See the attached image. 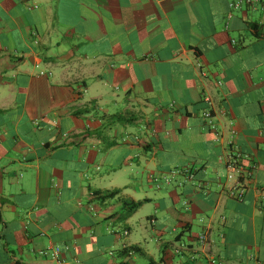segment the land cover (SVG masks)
I'll return each mask as SVG.
<instances>
[{"label": "crops", "instance_id": "crops-1", "mask_svg": "<svg viewBox=\"0 0 264 264\" xmlns=\"http://www.w3.org/2000/svg\"><path fill=\"white\" fill-rule=\"evenodd\" d=\"M0 264H264V0H0Z\"/></svg>", "mask_w": 264, "mask_h": 264}, {"label": "built area", "instance_id": "built-area-1", "mask_svg": "<svg viewBox=\"0 0 264 264\" xmlns=\"http://www.w3.org/2000/svg\"><path fill=\"white\" fill-rule=\"evenodd\" d=\"M247 2L250 3L251 1H247ZM233 6H235V5H233ZM205 116H206V118H210L209 114H206ZM64 137H66V135H64ZM178 172L179 171H173V172H171V176L177 175ZM151 178H152L153 182H155V184L157 183L156 184V187L159 188L160 187L159 179L157 177H153V176ZM229 178H232V177L229 176ZM164 183L167 184V185H169L171 183V177H165L164 178ZM230 196L233 197V198H235V199H237V200H241L243 198V196H244V191L243 190H235V189H232L230 191ZM200 240H201V242H205V240H206L205 235H202L200 237ZM48 251H51V256L53 257V259H57L58 256H59V254H60V249L57 248V247H55V248H52L51 247L50 249H48L46 251H42L41 254L42 255H46L48 253Z\"/></svg>", "mask_w": 264, "mask_h": 264}, {"label": "trees", "instance_id": "trees-1", "mask_svg": "<svg viewBox=\"0 0 264 264\" xmlns=\"http://www.w3.org/2000/svg\"><path fill=\"white\" fill-rule=\"evenodd\" d=\"M120 193V191H106L104 193L102 192H96L95 194L97 195V197H101V199L103 200H108V199H112L113 197L117 196ZM130 208H137L138 207V203H131L129 204Z\"/></svg>", "mask_w": 264, "mask_h": 264}, {"label": "rangeland", "instance_id": "rangeland-1", "mask_svg": "<svg viewBox=\"0 0 264 264\" xmlns=\"http://www.w3.org/2000/svg\"><path fill=\"white\" fill-rule=\"evenodd\" d=\"M154 176V175H152ZM152 185H151V193H152V196L154 197L155 195H158V194H163V185H160L159 188L156 187V184H154L153 180L151 181ZM151 212H154V208L151 207ZM150 231H151V228H149Z\"/></svg>", "mask_w": 264, "mask_h": 264}]
</instances>
